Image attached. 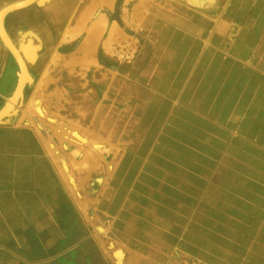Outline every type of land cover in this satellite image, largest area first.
<instances>
[{
    "label": "rangeland",
    "instance_id": "obj_1",
    "mask_svg": "<svg viewBox=\"0 0 264 264\" xmlns=\"http://www.w3.org/2000/svg\"><path fill=\"white\" fill-rule=\"evenodd\" d=\"M158 1L115 0L130 40L105 65L117 121L97 156L95 132L54 108L55 90L29 63L0 137L35 139L28 160L41 145L54 172L40 188L0 189V264H264V0H177L163 11ZM41 7L20 10L14 32L7 14L14 40L44 21ZM18 74L0 95L10 110ZM25 154L16 166L0 154V179L26 176Z\"/></svg>",
    "mask_w": 264,
    "mask_h": 264
},
{
    "label": "bare ground",
    "instance_id": "obj_2",
    "mask_svg": "<svg viewBox=\"0 0 264 264\" xmlns=\"http://www.w3.org/2000/svg\"><path fill=\"white\" fill-rule=\"evenodd\" d=\"M145 2L140 0L138 4L141 6ZM115 3L114 0L113 9L107 7L112 0H11L1 6L0 37L16 61L19 74L14 90L6 101L7 106H17L13 110L2 106L0 120L19 111L26 84L32 80L31 63L38 72L43 71L41 82L45 81L48 89L55 90L54 108L67 112L71 121L95 132V137H92L93 156H97L107 140L112 144L117 121L113 95L116 79L115 73L105 65L115 66L114 54L118 44L125 50L130 40L127 28L121 30L118 26ZM33 4L45 9L44 21L35 23L34 27L29 26L30 31L26 34L25 30L19 32L18 39L14 40L4 27L5 17L8 13L29 9ZM164 4L169 6L166 0ZM137 11L138 8L132 11L134 20L137 16H143ZM121 13L128 24L129 16L125 14L129 11L121 7ZM46 40L55 49L52 56L47 52ZM34 110L37 115H43L38 99L34 102ZM50 123H53L51 118Z\"/></svg>",
    "mask_w": 264,
    "mask_h": 264
},
{
    "label": "crops",
    "instance_id": "obj_3",
    "mask_svg": "<svg viewBox=\"0 0 264 264\" xmlns=\"http://www.w3.org/2000/svg\"><path fill=\"white\" fill-rule=\"evenodd\" d=\"M9 1H11V0H7L6 2H9ZM148 1L149 0H146V2H148ZM166 1L169 3V6H175V4H173V1L174 2H178L177 0H166ZM144 5H143V7H144ZM164 5H165L164 4V0H159L157 5H156V7L157 6L160 7L161 10L163 11V9L165 8ZM176 5H177V3H176ZM138 6H139V4H138ZM137 8L139 9V11H137V12H140L141 14L145 12L144 10L140 11L139 7H137ZM26 10L28 11V9H26ZM18 12L19 11L11 12V13L8 14V16L6 18V21H5L6 27L11 32L12 31L14 32V28H15L17 22H18V19H19L18 15L20 14V12L19 13ZM184 13L179 18L175 17V16H173V18L181 19V18L184 17ZM162 14H164V13H161V15ZM169 15H170V13H169ZM4 27H5V25H4ZM6 27H5V29H6ZM1 39H3V38L0 37V62H3L4 64L0 68V79H1V82H0V87H1L0 88V95H4L5 96L7 94V92L9 91L8 90V85L10 83L11 84L13 83V80H14V77L16 76L18 67H17L16 61L12 57L11 53L8 51V49H6L4 47V43H3V41ZM5 98H7V97H5ZM3 104L4 103H1L0 107ZM31 133L34 135L35 132H33L31 130ZM33 140L34 141H31V142H28V143H27V141H21L19 143H8V144H6L5 139L3 137H0V154H2L1 156L6 157L7 160L8 159L10 160L9 164L16 166V164L14 163L15 158H13L15 152L26 153L25 154V158L27 160V163L25 165L24 164L22 165V166H24L23 169H25V171L27 172V175L24 176L25 178L23 176H21V177L20 176H14V175L11 174V175H9V177H7L5 179H3V178L0 179V189L1 190H5V189H11L12 190V188L14 186H17V184H21L23 186L31 184V185L34 186V188L35 187L40 188L42 186V182H45L46 179H48L49 177H52L53 172H54L53 166L50 164V162L48 160V157L46 155V152L42 149L41 145H40L39 149H36L35 147L29 148V150L34 155V157L32 158V160H28L27 152H29V151H27L28 150L27 146H28L29 143L31 145L34 142L36 143V140L35 139H33ZM40 167H43V169L46 168L47 170H46L45 173H42V175H40V177L38 178V177H35V176L37 174L36 172H37L38 168H40ZM1 170H4V169H1ZM49 194L51 195V193H49ZM50 195H48L49 198H56L58 196V195H55L53 193H52L51 196ZM29 196H30V194H28V196H26V197L29 198Z\"/></svg>",
    "mask_w": 264,
    "mask_h": 264
}]
</instances>
